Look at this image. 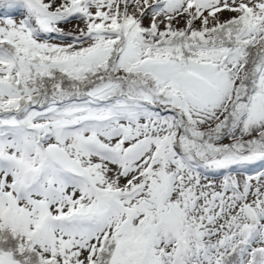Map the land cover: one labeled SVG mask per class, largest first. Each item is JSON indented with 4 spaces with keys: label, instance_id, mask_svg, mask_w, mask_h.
I'll return each instance as SVG.
<instances>
[{
    "label": "snow or ice",
    "instance_id": "obj_1",
    "mask_svg": "<svg viewBox=\"0 0 264 264\" xmlns=\"http://www.w3.org/2000/svg\"><path fill=\"white\" fill-rule=\"evenodd\" d=\"M0 264H264V0H0Z\"/></svg>",
    "mask_w": 264,
    "mask_h": 264
}]
</instances>
